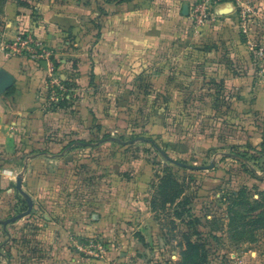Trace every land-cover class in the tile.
Here are the masks:
<instances>
[{
  "label": "crops",
  "instance_id": "crops-1",
  "mask_svg": "<svg viewBox=\"0 0 264 264\" xmlns=\"http://www.w3.org/2000/svg\"><path fill=\"white\" fill-rule=\"evenodd\" d=\"M191 1L1 2L0 41L19 31L41 39L61 62L55 75L70 81L67 86L77 95L68 106H57L48 65L0 52V264H164L128 233L136 214L121 207L115 195L76 210L74 200L56 194L79 175L73 172L79 158L71 155L98 145L104 126L97 123L121 111L126 94L130 98L139 91L148 97L154 87L167 90L162 95L166 111L181 102L182 90L190 106L200 95L198 101L211 114L239 116L241 129L244 120H251L246 145L264 148V58L247 47L239 7L231 0L218 4L194 42L185 34ZM251 2L257 17L253 40L264 48V0ZM7 80L10 85L2 87ZM148 102L140 106L145 118L159 117V111L148 113ZM80 168L94 165L81 162ZM94 204L100 205L95 211L86 207ZM91 240L111 248H104L103 257L87 256L78 245ZM211 264H264V230L249 254L222 255Z\"/></svg>",
  "mask_w": 264,
  "mask_h": 264
},
{
  "label": "rangeland",
  "instance_id": "rangeland-1",
  "mask_svg": "<svg viewBox=\"0 0 264 264\" xmlns=\"http://www.w3.org/2000/svg\"><path fill=\"white\" fill-rule=\"evenodd\" d=\"M199 1L190 2L185 28L194 42L200 40L221 3L212 8L211 18L198 26L190 13ZM231 1L239 7L242 35L246 41L253 40L257 17L252 15L251 0ZM242 1L246 6L240 5ZM244 11L249 35L243 31ZM166 91L154 87L148 97L139 91L130 98L126 94L121 111L110 118L102 115L97 124H102L110 137L101 133L98 145L71 155L79 158L77 169H73L79 175L56 194L74 200L77 206L71 207L76 210L87 201L103 204L107 196L115 195L122 200L121 207L133 208L136 214L128 223L132 226L128 233L153 256L162 257L164 264H194L193 259H185L189 253L200 256L196 264H211L214 258L232 253L245 256L257 248L264 230V148L246 145L253 122L244 120L241 129L239 116L211 114L198 101L200 95L190 106L186 90L179 92L181 102L166 111L162 97ZM76 95L73 92L71 98ZM147 101L148 113L159 111V117L145 118L140 106ZM236 144L239 147L233 148ZM81 162L91 163L94 169L80 168ZM97 177L102 178L98 181ZM97 206L86 205L93 211ZM117 236L127 239L126 233ZM189 242L198 249L189 250ZM108 244L104 242V248H111ZM114 252L119 257L120 249Z\"/></svg>",
  "mask_w": 264,
  "mask_h": 264
},
{
  "label": "built area",
  "instance_id": "built-area-1",
  "mask_svg": "<svg viewBox=\"0 0 264 264\" xmlns=\"http://www.w3.org/2000/svg\"><path fill=\"white\" fill-rule=\"evenodd\" d=\"M223 0H202L192 6L191 18L198 26H202L212 16V8ZM243 31L249 35V28L246 26L247 13L244 11L242 14ZM251 33V32H250ZM246 35V36H247ZM249 37V36H248ZM251 39L248 40L249 48L259 59L264 58V48L254 44ZM0 52L6 56H22L28 57L35 62L47 61L50 69V88L52 90V99L59 101L65 97L71 98L73 89L69 88L62 79L55 75V66L52 62L53 52L46 44L27 31H19L13 39H1ZM75 93V92H74ZM80 252L87 256L103 257L105 249L102 244L96 240H91L86 244L78 245Z\"/></svg>",
  "mask_w": 264,
  "mask_h": 264
},
{
  "label": "trees",
  "instance_id": "trees-1",
  "mask_svg": "<svg viewBox=\"0 0 264 264\" xmlns=\"http://www.w3.org/2000/svg\"><path fill=\"white\" fill-rule=\"evenodd\" d=\"M3 1H5V0H0V4H1V2H3ZM224 1H226V0H223V2H224ZM52 61H53L55 67H58V66L61 65L60 60H58V59L55 58V57H53ZM62 81H63V83H65L66 85H69V84L72 85V83H70V81H66V80H62ZM71 85H70V86H71ZM70 101H71V100H70L69 98L65 97V98L59 100L57 106H59V107H66V106H68V104H69ZM188 244H189V245H188V246H189V250L191 249V250H194V251H195V250L198 249V247H197L196 244H192L191 242H189ZM189 254H190V253H189ZM189 254H185V259H187V260H191V259H193L194 264L197 263V262H195V260H196V261H200V256L196 258V255H195V254H194V255L190 254V255H192V257H190ZM187 260H186V261H187Z\"/></svg>",
  "mask_w": 264,
  "mask_h": 264
},
{
  "label": "water",
  "instance_id": "water-1",
  "mask_svg": "<svg viewBox=\"0 0 264 264\" xmlns=\"http://www.w3.org/2000/svg\"><path fill=\"white\" fill-rule=\"evenodd\" d=\"M187 9H188V7H187ZM41 64L44 65L45 67H47V61L44 60L41 62ZM10 83H11V81L7 80L6 82L3 83L2 87L7 88L10 85ZM18 188L21 189L20 182L18 183ZM28 213L29 212H27L26 214H28ZM26 214H24V215H26ZM18 218H20V216Z\"/></svg>",
  "mask_w": 264,
  "mask_h": 264
}]
</instances>
